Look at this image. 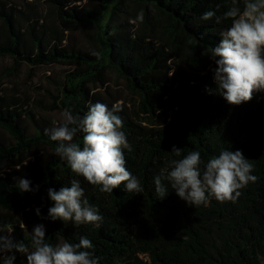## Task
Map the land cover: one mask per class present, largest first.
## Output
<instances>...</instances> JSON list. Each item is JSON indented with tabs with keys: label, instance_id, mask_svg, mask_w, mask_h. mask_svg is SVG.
Masks as SVG:
<instances>
[{
	"label": "trees",
	"instance_id": "1",
	"mask_svg": "<svg viewBox=\"0 0 264 264\" xmlns=\"http://www.w3.org/2000/svg\"><path fill=\"white\" fill-rule=\"evenodd\" d=\"M231 6L232 0H0V60H13L7 76L23 63L63 64L68 70L47 109L83 116L90 103L121 102V131L132 149H124L126 167L143 188L127 192L121 184L106 193L89 184L55 154L59 142L44 131L53 122L38 118L28 97L1 92L0 234L30 246L27 222H40L53 246L87 237L98 264H264V90L239 106L215 91L211 52L232 20L201 19ZM141 9L144 21L130 23ZM109 73L124 81L130 99L111 89ZM82 137L72 142L83 147ZM225 149L241 150L258 177L235 202L209 196L206 206H190L167 180L168 195L158 196L154 178L167 175L171 160L198 151L207 163ZM18 177L39 190L21 193ZM73 179L103 217L99 227L41 218L52 206L47 189L70 187ZM15 256L14 264H27L26 255Z\"/></svg>",
	"mask_w": 264,
	"mask_h": 264
},
{
	"label": "clouds",
	"instance_id": "2",
	"mask_svg": "<svg viewBox=\"0 0 264 264\" xmlns=\"http://www.w3.org/2000/svg\"><path fill=\"white\" fill-rule=\"evenodd\" d=\"M243 2L242 10L238 0H232V6L222 16H216L211 10L201 16L204 21L215 17L217 24L232 20L231 26L220 32L221 40L212 48L211 56L216 64L215 91L234 106L250 102L254 93L264 90V0ZM143 21L144 11L141 9L130 23L136 25ZM90 54L100 57L95 50ZM122 111L121 102L111 108L101 102L90 103L83 116L64 108L60 114L62 122L56 124L54 121L53 127L44 131L52 141L59 142L55 154L89 184L100 185V191L106 193H112L121 184L125 185L127 192L141 193L143 188L139 179L126 167L124 149H132L121 131L123 119L118 113ZM78 133H83V147L72 142ZM171 152L177 157L181 155V149L175 146ZM170 167L167 175L162 173L154 178L156 193L161 199L168 195L162 182L167 180L176 195L190 206H206L209 196L221 203L235 202L241 189L258 180L251 174L254 164L241 150H221L207 163L202 161L198 151H191L182 159L171 160ZM17 179L21 193L39 190V185L35 189L31 187L30 180ZM47 195L52 206L48 208L47 217L42 219L71 221L76 226H100L103 217L89 204L78 180H71L70 187H62L59 191L48 188ZM35 211L37 216L41 215L40 208ZM93 247L85 236L80 237L79 243L64 241L53 246L46 242L45 226L38 224L33 227L30 246L22 240L16 241L11 232L0 234V264H14L16 252L26 255L27 264H98L99 258L88 251Z\"/></svg>",
	"mask_w": 264,
	"mask_h": 264
},
{
	"label": "rangeland",
	"instance_id": "3",
	"mask_svg": "<svg viewBox=\"0 0 264 264\" xmlns=\"http://www.w3.org/2000/svg\"><path fill=\"white\" fill-rule=\"evenodd\" d=\"M85 37V36H84ZM74 38L83 40L82 34H75ZM11 58L0 60V93L15 92L29 98V103L42 121L61 122V112L63 110H49L46 106L53 104L57 94V82L63 78L68 67L63 64H52L42 66H30L23 63L21 68L13 75L7 76L9 68L12 66ZM192 75V74H191ZM109 86L123 99H130L131 95L125 89L124 81L114 73H109ZM53 94V96H52ZM28 228L42 224L40 222H27Z\"/></svg>",
	"mask_w": 264,
	"mask_h": 264
}]
</instances>
